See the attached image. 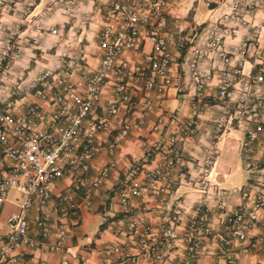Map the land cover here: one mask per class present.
Listing matches in <instances>:
<instances>
[{
	"label": "built area",
	"instance_id": "built-area-1",
	"mask_svg": "<svg viewBox=\"0 0 264 264\" xmlns=\"http://www.w3.org/2000/svg\"><path fill=\"white\" fill-rule=\"evenodd\" d=\"M15 1L14 5L13 0L4 2L7 9L15 12L16 22L10 28L0 26L5 31L0 43V81L6 76L5 61L14 50L18 25L36 0ZM81 1L47 0L43 15L57 9L68 18L75 17V9ZM169 1L107 0L101 8L102 26L97 31L100 55L96 66L91 68L77 55L61 49L52 67H44L25 84L10 81L2 87L0 204L9 190H15L17 209L6 218L9 231L0 235V264L21 262L15 253L18 244L38 247L42 251H62L65 231L50 224L49 214L45 211L56 181L69 175L74 188L80 184L85 186L79 200L70 194L64 196L61 216L89 206L91 191L100 186L109 170V166H102L89 183L84 178L90 162L101 149L97 136L115 131V138L109 146L114 147L127 136L130 127L142 125L154 109L149 97L132 99L133 95L140 90L161 94L170 85L172 56L167 46L165 17ZM253 9H260L264 14V0H229L227 11L214 15L204 25L182 60L194 90L188 117L174 119L166 144L158 151L151 168L114 189L116 202L126 206L131 198L141 195L152 196L159 204L164 203L180 175L185 185L194 186L198 195L180 233L171 223H159L156 227L162 249L176 239L185 249V256L175 260L174 264H193L203 242L211 234L207 199H212L215 211L222 214L219 221L221 233L216 238L220 247L227 246L231 240L244 239L245 231L257 224L258 210L264 207V41L260 40V24H253L249 35L240 43L223 45L224 38L244 23L243 15ZM48 32L52 35L59 33L55 27H49ZM75 32L71 39L75 38ZM180 40L177 39V46ZM143 42L149 44L148 50L141 49ZM127 51L138 52V60L125 58L123 54ZM209 54L213 58L209 67H201ZM245 63L248 64L246 70ZM63 65L77 70V83L68 79L61 68ZM213 75L217 76L218 113L200 152L191 159L193 175L184 176L182 167L187 154L184 146L187 140L198 134L195 119L204 104L206 88ZM105 83L110 84V96L102 112L97 114L101 88ZM31 91L47 104V109L38 102L15 109L14 99ZM229 91H232V97ZM126 108L131 115L120 117L119 112ZM156 122L161 125L163 118L158 117ZM232 129H238L242 137L230 148L244 155L246 168L253 172L256 190L250 205L227 211L224 199L237 193L238 189L216 188L211 181V172L219 152L218 142ZM30 211H36L32 223L42 239L51 233L56 236L52 244L26 237ZM172 213L174 221L179 220L182 206H175ZM139 221L130 218L122 227L115 226L113 233L131 235ZM152 230L154 228L143 224L137 236L140 258L161 256L155 252L150 239ZM257 242L258 251L264 256V220L259 223ZM102 251L97 264H114L115 256L122 252L121 244H103ZM24 264L39 263L26 260ZM228 264L239 263L232 257Z\"/></svg>",
	"mask_w": 264,
	"mask_h": 264
},
{
	"label": "crops",
	"instance_id": "crops-1",
	"mask_svg": "<svg viewBox=\"0 0 264 264\" xmlns=\"http://www.w3.org/2000/svg\"><path fill=\"white\" fill-rule=\"evenodd\" d=\"M1 1L0 26L10 28L16 22V15L14 11L6 8L4 5L6 0ZM106 1L82 0L75 9L76 16L68 18L57 9H52L43 15L47 0H36L30 6L24 20L18 25L14 38V50L5 61L7 70L5 78L0 81V91H3L2 87L10 81L20 85L25 84L44 67H52L61 49H65L68 54L77 55L91 68L96 66L100 55L97 46V31L102 26L101 8ZM208 1L211 0H170L168 2L165 17L167 46L172 56L170 85L161 94L140 90L133 95L132 99L149 97L153 101L154 109L142 125L130 127L127 136L120 139L114 147L109 146L115 138V131L100 133L97 136L96 141L101 149L90 162L84 178L89 183L102 166H109V170L100 186L91 191L89 206L80 207L74 213L68 212L61 216L64 196L70 194L79 200L85 186L80 184L74 188L69 175L56 181L45 211L49 214V223L54 226L58 225L65 231L62 251H42L38 247L30 248L25 244H18L15 248V253L21 259L18 264H24L26 260L39 264H61L63 260L66 264H97L103 254L102 245L116 242L121 244L122 252L115 256L114 264H120V261L121 264H174L175 260L185 256V249L179 239L173 240L162 249L157 239L156 227L159 223H171L180 233L187 219L189 208L198 195L194 186L185 185L183 176L180 175L177 176V182L171 195L164 203L159 204L152 196L141 195L131 198L126 206H120L116 202L114 189L151 168L156 161L158 151L166 144V136L173 128L174 119L188 117L194 90L185 73L182 60L189 48L196 42L198 32L196 30L194 32V28L201 23L205 25L214 15L226 12L229 0H219L214 7H208ZM13 2L14 5L16 1L13 0ZM243 19L244 23L236 27L230 36L224 38V46L240 43L249 35L253 24L257 23L260 24V40L264 41L263 11L250 10L243 15ZM49 27L57 28L59 33L50 34ZM74 30H76V36L71 39ZM4 34L5 31L0 29V43ZM178 38L181 39L180 41L188 40L189 42L182 57H180L179 45L176 44ZM141 49L148 50L149 44L143 42ZM123 56L136 61L139 53L127 51ZM212 59V54H209L201 63V67H209L208 64ZM215 65L218 66V62H215ZM61 68L72 83L78 82L76 69L66 68L64 65ZM247 68L248 64L245 63L244 70ZM216 87L217 76L213 75L206 88L204 104L195 119L198 134L187 140L184 146L187 153L182 167L184 176L193 175L191 159L200 152L201 146L207 140L212 120L218 113ZM231 92L229 91V96L232 97ZM109 96L110 84L105 83L101 88L100 102L96 108L97 114L102 112ZM31 102H38L44 108H48L47 104L40 101L33 91L19 99H14V107L20 109ZM119 114L120 117L131 115L129 108L121 110ZM158 117L163 118L161 125L156 122ZM234 132L240 134L236 135ZM241 137L242 134L238 129H232L218 142L219 152L211 172V181L216 188H218L216 183H221L226 178V173L216 169L218 166L229 171L234 170L238 165L246 168L244 155L230 148ZM249 171L250 175L237 188L238 192L224 199L227 211L250 205L256 186L253 172ZM16 198L17 192L9 190L5 200L0 204V235L9 231L6 218L16 211ZM206 204L210 210L211 234L203 242L193 264H228L232 257L236 258L239 264H264V256L258 251L257 242L259 223L264 220V207L258 210L257 224L245 231L244 239L231 240L227 246L220 247L216 238L221 233L219 221L222 214L215 211L212 199H207ZM177 205L182 206V216L174 221L172 209ZM35 215L36 211H30L28 214L26 237L42 239L32 223ZM130 218L140 220L131 235L113 233L115 226L122 227ZM143 224L154 228L149 236L155 252L161 254L160 258L143 259L139 257L136 239ZM55 239L56 236L51 233L42 240L46 244H52Z\"/></svg>",
	"mask_w": 264,
	"mask_h": 264
},
{
	"label": "rangeland",
	"instance_id": "rangeland-1",
	"mask_svg": "<svg viewBox=\"0 0 264 264\" xmlns=\"http://www.w3.org/2000/svg\"><path fill=\"white\" fill-rule=\"evenodd\" d=\"M235 133V132H234ZM236 135L240 133H235ZM228 142H226L227 144ZM219 171H223L226 173V178L221 183H216L218 188L220 189H237L240 184L250 175V171L247 168H243L242 166L238 165L234 170L229 171L227 169H222L219 166L216 168ZM16 203V200H15Z\"/></svg>",
	"mask_w": 264,
	"mask_h": 264
},
{
	"label": "trees",
	"instance_id": "trees-1",
	"mask_svg": "<svg viewBox=\"0 0 264 264\" xmlns=\"http://www.w3.org/2000/svg\"><path fill=\"white\" fill-rule=\"evenodd\" d=\"M218 2H219V0H211V1L207 2V5H208V7H214L218 4ZM203 27H204V25L202 23L199 24L198 26H196V28H194V32L196 30V32L199 33ZM188 46H189L188 40L180 41L179 46H178V48L180 49V57L183 56V54H184V52Z\"/></svg>",
	"mask_w": 264,
	"mask_h": 264
}]
</instances>
